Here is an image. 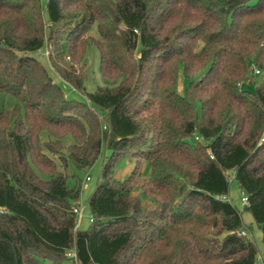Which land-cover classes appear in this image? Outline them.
I'll return each mask as SVG.
<instances>
[{"label":"trees","instance_id":"obj_1","mask_svg":"<svg viewBox=\"0 0 264 264\" xmlns=\"http://www.w3.org/2000/svg\"><path fill=\"white\" fill-rule=\"evenodd\" d=\"M45 11L0 0V264H257L227 198L233 178L264 243V0H48ZM93 46L120 82L85 93ZM43 50L87 104L65 97ZM103 153L82 231L67 169ZM124 160L135 168L118 181Z\"/></svg>","mask_w":264,"mask_h":264},{"label":"rangeland","instance_id":"obj_2","mask_svg":"<svg viewBox=\"0 0 264 264\" xmlns=\"http://www.w3.org/2000/svg\"><path fill=\"white\" fill-rule=\"evenodd\" d=\"M48 0H40L41 6L44 13V18L47 20L48 16L45 11V7ZM91 35L96 39H100V34L97 26H94L91 30ZM38 59L42 62L45 66L46 70L50 74L53 82L56 83L64 92L66 98L78 101L82 104H87L86 95L78 90L74 89L67 83H65L62 79H60L57 74L51 69V66L48 61L47 53L43 50L39 55ZM83 63L86 65L88 69L87 79L85 82V93H94L99 88L109 87L115 88L119 85V80L116 81H108L104 78L101 71L100 65V53L96 46L90 47L86 50ZM255 73V72H254ZM256 74V73H255ZM259 75V74H256ZM257 83H260V78H256ZM189 80L183 79L182 77L179 78L178 81V91L181 94H185L186 87L188 86ZM248 83V82H247ZM246 88L250 93H255L256 85H247ZM12 103H10L11 106ZM196 110L198 112V116L201 119V106L198 102L195 103ZM97 110L99 115H102V111L99 108H94ZM70 141H66V145H69ZM110 155V152L107 153ZM105 153H103L96 163L88 169L84 170H77L74 167L70 166L67 169L68 175H70V184H74L78 182L82 187V192L80 196V213L77 215V228L79 230H87L91 226V212L88 206V200L91 194L97 188L100 173L102 170V166L105 160ZM53 159L60 165L58 156H51ZM135 168V163H131L127 160L122 161L120 166L115 172V178L118 181H125L131 172ZM61 169V167H60ZM150 175V166L145 163L143 166V177L148 179ZM90 178L88 181L87 178ZM230 190L228 195V201L237 209L242 217V221L246 230L248 232V236L251 238L253 243L255 244L258 250V257H260V262L257 264H264V243H263V234L259 226L256 224L253 216L246 211V203L243 201L244 195L242 194L239 185L236 180L233 178L230 179ZM44 264H52L49 261H44Z\"/></svg>","mask_w":264,"mask_h":264},{"label":"built area","instance_id":"obj_3","mask_svg":"<svg viewBox=\"0 0 264 264\" xmlns=\"http://www.w3.org/2000/svg\"><path fill=\"white\" fill-rule=\"evenodd\" d=\"M254 72H255L256 74H260L259 70H257V69H254ZM87 180L89 181L90 178L88 177ZM243 201H244L245 203H247V198H246V197H243ZM74 213H76V214L78 215V214L80 213V208H75V209H74ZM90 221L92 222L93 219L91 218ZM240 234H241L242 236H245V237L249 235L248 232H247V230H242V231L240 232ZM257 262H258V263L260 262V257L257 258Z\"/></svg>","mask_w":264,"mask_h":264}]
</instances>
